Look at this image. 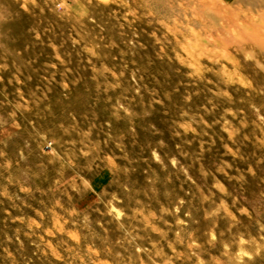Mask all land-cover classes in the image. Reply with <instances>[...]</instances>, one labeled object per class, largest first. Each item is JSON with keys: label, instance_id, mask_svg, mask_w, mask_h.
<instances>
[{"label": "rangeland", "instance_id": "1", "mask_svg": "<svg viewBox=\"0 0 264 264\" xmlns=\"http://www.w3.org/2000/svg\"><path fill=\"white\" fill-rule=\"evenodd\" d=\"M0 264H264V0H0Z\"/></svg>", "mask_w": 264, "mask_h": 264}]
</instances>
